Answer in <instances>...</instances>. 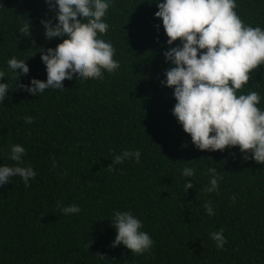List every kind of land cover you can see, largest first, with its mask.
Instances as JSON below:
<instances>
[{"label":"trees","instance_id":"16d2710c","mask_svg":"<svg viewBox=\"0 0 264 264\" xmlns=\"http://www.w3.org/2000/svg\"><path fill=\"white\" fill-rule=\"evenodd\" d=\"M157 10L156 0H113L100 35L114 46L119 68L103 80L65 81L63 92L32 95L18 87L6 61L27 60L30 71L19 82L46 79L40 48L63 43L43 35L41 18L55 22L54 12L45 0H0V71L10 88L0 103V164L16 163L9 146L19 143L24 164L37 173L29 187L19 176L0 187V264H264V164L243 159L238 147L200 150L178 123L173 89L160 83L170 63ZM235 10L264 28V0H236ZM27 18L25 37L19 27ZM249 90L264 108V66L238 92ZM125 149H139L140 162L109 169ZM185 166L195 168L193 177L181 175ZM209 166L223 177L218 193L203 190ZM188 179L194 187L185 190ZM57 202L80 212L65 215ZM117 209L142 220L154 240L149 253L111 246ZM221 228L227 243L219 250L209 233Z\"/></svg>","mask_w":264,"mask_h":264},{"label":"clouds","instance_id":"9594fccd","mask_svg":"<svg viewBox=\"0 0 264 264\" xmlns=\"http://www.w3.org/2000/svg\"><path fill=\"white\" fill-rule=\"evenodd\" d=\"M113 0H45L53 18H41L46 40L59 38L55 48L41 47L39 53L45 65L46 79L32 77L29 83L19 82L27 75L29 64L12 56L7 59L8 71L32 95L45 89L63 92L65 81L104 79V73H114L120 62L114 58L111 41L101 38L109 28L104 19ZM154 16L161 19L169 46L163 56L170 66L165 70L162 85L173 89L175 104L171 109L192 143L200 150H225L238 147L243 159L264 164V108L259 107L257 91H239L250 81V74L261 72L264 66V28L245 23L236 12V0H156ZM32 24L27 18L21 22L19 33L30 36ZM159 29V25L156 26ZM67 38V39H65ZM179 43L174 45V42ZM0 71V103L9 94V85ZM25 116L26 123L33 122ZM9 158L15 164H0V187L19 176L25 187L35 180L37 173L31 164H24L26 149L16 143L9 146ZM139 149H125L116 154L107 167L115 168L125 159L140 162ZM53 159V171L59 166ZM195 168L181 169L183 177H193ZM206 193L219 192L218 181L223 179L216 167L209 166ZM188 179L185 190L193 188ZM235 200V197H232ZM57 208L65 215L79 213L77 204ZM203 207L209 216L215 215L211 201ZM116 230L111 246L124 245L131 253H149L154 245L150 234L143 230V222L131 210H113L110 220ZM224 229L210 232L215 247L222 250L227 243Z\"/></svg>","mask_w":264,"mask_h":264}]
</instances>
